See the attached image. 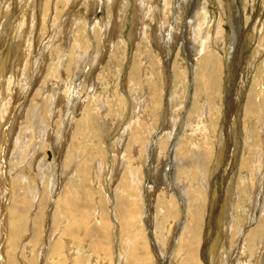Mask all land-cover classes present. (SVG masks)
I'll return each mask as SVG.
<instances>
[{
  "label": "bare ground",
  "instance_id": "6f19581e",
  "mask_svg": "<svg viewBox=\"0 0 264 264\" xmlns=\"http://www.w3.org/2000/svg\"><path fill=\"white\" fill-rule=\"evenodd\" d=\"M59 1L60 0L56 1L57 3L54 2L55 3L54 5H56L54 7V9L56 8V11L53 12L54 15L58 14L59 11H61L60 8H58ZM67 1L68 0L65 1L66 2L64 4L65 7L68 4ZM97 1L99 2V0H97ZM136 1L140 5H143V4L146 5L147 4V2H145L143 0H136ZM188 1L190 2V0H158V1L148 0L147 5H149V6H147L146 8L150 7L151 4H152L151 7L153 6V4H155L154 8H158L159 10H158V13L151 14L149 9H148L149 13H146V16H144V17H146V19H142L143 15H145V13H144L145 11L143 12V9H146V8L143 7L144 5L142 6V8L138 7L141 14L137 15V12H135L136 18H137V16H139V17H141V19H140L139 23H138V21L136 23V18H135V24L136 25L134 24V25H131V27H130L129 32H130L131 40H130V38H129L130 41L128 40L130 44L133 41H135V39L137 38L135 36L134 29H136V27L139 24L141 25V27H143V26L144 27L143 28L137 27L139 29V32L137 33L139 36V39H137L138 43L136 44V47L134 49L135 51H138L137 52L138 55L136 56L137 63L135 62L134 65H131V68L129 67V69H131V71H130V75H128V80H126L127 79L126 78V79H124L125 81H121L120 76H121L122 70L119 67H116V65L112 62H111V64L108 63L105 67H101L100 68L101 72H99L100 74L99 73L97 74V77H96L97 84H99L100 82L102 84V81H107L109 78V81H108L109 83L106 82V86L109 87V90L111 91V95L113 94L115 96V99H116V95H117L116 94L117 90L121 86H123L125 88H126V86L128 88L129 87L132 88V92H130V93H133V94L130 96H132L133 99H132V102L130 101L131 99L128 100L129 106H127V107L130 110V115L128 114L129 115V118H128L129 121L127 122V124L125 125V123L123 122V120L125 121L124 116L126 114L125 113V107L126 106L124 105V103L121 104V102H122L121 98L119 99V103H117L118 100L115 103L120 104L119 109L122 106L124 108H123V111L117 109V110H119L118 113L120 114V116L119 115L118 116L120 119H118L116 116V118L118 120L116 121V119H114L115 123L109 121L110 119L107 120L108 114H106L105 112L104 113L106 115H104L103 117L98 116L99 115L98 111L100 109H101L100 111H102V112L104 111L103 107L105 106V103L103 105V102H102L103 107L100 106L99 107L100 109H98V111L96 112L97 109L94 111L91 107L92 103L90 104L91 105L90 106L89 103H86V99H85L84 100L85 105H83L84 112L82 110V113L79 115L78 118H77V116H78V112H77V116H76L77 120H76L75 125L73 127V131H72V128L70 129L72 131V134L70 135L69 128L67 131L65 130L66 126L62 127V130H64V132L62 130H60L67 138L70 137L72 140H76V142H77L78 137H79V141H81L82 138L84 137V135L86 134V132H85V134L82 133V125L83 124H84L83 128L88 129L87 130L88 133H90L89 132L90 128H92L93 130H98L101 133L102 137L100 135H96L95 133H93L92 135H95L96 138L93 137L94 138L93 139V138H90V136H89L90 139L81 141V142H83L82 145H85V143H87L89 140V142H90V143H88L89 147H90L91 141H94L96 139L98 141L99 139L102 140V138H104L102 140L104 143L106 141L105 139L108 136H110L112 134V132H113V134L118 135V141L120 139H122L124 141V140H126V137H128V139L126 141H129V143L131 145L130 149L125 148V147H124L125 149H123L122 146L120 145L121 142L118 143L119 145L117 144L118 147L117 146L114 147L113 145H111V146L108 145L109 150H114L116 152L117 156L122 151L125 158H126L125 160L127 163L125 167H123V165H122L123 168L121 170H119V173H118V175L120 173L122 175H121V177H119V179H117V180L115 179L116 181L113 184V188L118 191V193L116 195H110V192H108L107 189H102L103 192H104V190L106 192L104 194L102 193V195L100 194L101 197H100V199H98L99 202L97 203L94 201L95 203L88 204L87 201H89L91 195L93 194V192H90V190L95 189L96 187L94 188V186H93L92 180H94V179H93V176L90 174V172H92V171H90L89 169H85V168H88L86 166L84 167L85 163L84 164L80 163L81 166L83 165L84 168H82L81 166H77V167H75L74 170L71 169V168H73L74 165L68 164L69 166H71V167H69V170L68 169L63 170V174H66L65 176L68 177V180L63 179L66 182H64V181L61 182L58 179V181H60V182H57V181H55L54 177L51 178V176L48 175L49 173L47 172V168H49L48 167L49 165L51 166L50 170L51 169L54 170V169H56V167H55V166H57L56 164L54 165L53 162L47 163L48 161L46 162V158L43 156H40V158L36 162L37 157H35L34 155L32 157L30 156L31 154L34 153L36 148H37V151L39 150L38 149V148H40L39 145L42 147L40 149L44 150L43 146H45L46 144L43 145V142L45 141V143H47L46 138H48V137L50 138V135H52L53 133L49 134L47 132L49 134V136L47 137L46 132L43 131V129H45V127L39 126V131L41 130L42 133H41L39 140L37 142L38 145L36 143L35 145L30 146L29 144H31L32 142L31 143L29 142V144H28L29 147L24 146L25 144H27L28 140H27V142H25L27 139L26 137H24L25 132H24V135L22 134L23 135L22 138H25V141H18V144L15 145L13 148L12 154H14V158L16 157L15 160L18 161L19 164H21V166H20L21 168H24V165H25V167H28V169L26 168V170H27L26 173H29V174H24L25 172L24 173H18L17 171H16L17 174L16 173L12 174L9 172L7 173V167L5 168L6 171L4 170L3 174H1L2 172L0 170V179H1V177H3V180L5 181L3 183V185H1V182H0V189H1L0 193L2 194V199L0 201V263H2V264H166L169 261V264H201V262L203 264H208L209 262H213V255L215 254V251L213 249L205 250L206 249L205 248L206 242H208V240H209V237L207 236V234H208L207 231L209 230V227H207V224H208L209 219L205 220V215L208 216V214L210 213V209H209L210 205H208L207 202L209 199H211L208 196V192H207V190H209V189H207V187H208L207 186V179H208L209 175H210V179L213 181H214V179H216L218 177L217 176V168L220 165V161H218V159L220 158L221 153L219 151L217 158L215 157L216 160L214 159V161L211 164L212 147H213L212 144L214 142L213 138H214L215 132L213 134L211 133L208 121H209V123L211 121H217L218 120L217 114H219L220 113L219 111H221L220 109H222V108H220L221 107V101H220V88H219L220 80H222L221 79V74H222L221 72H222L223 62L226 63L225 61H227V62L230 61V60H228V58L230 56L231 51L229 53L225 47H223V49L220 50L219 45H220V43L223 44V40H225V37H223L224 36L223 31H222V28L220 26L221 23L217 22L215 25H214V23H212V25L210 23L212 20H210V16L208 15L207 10L205 8V5L207 4L206 2L209 0H203L200 8H199V6H194L196 8L194 13L190 14V16L186 17L185 12H187L188 10L186 11L187 8L185 6L189 5ZM195 1H197L196 4H198V0H195ZM13 2H12V4H13ZM50 2H52V1L45 0L44 5L46 6L47 9L50 6L49 5ZM105 2H106V0H105ZM109 2L112 4L113 7L119 5V7H118L119 12L125 11L126 2L123 3V0L122 1L109 0ZM186 2H188L187 5H186ZM91 3H88V4H89V6L93 7V2H91ZM88 4H87V6H88ZM1 5H2V3H1ZM8 5L9 4L7 3L6 9L4 11V15L8 11ZM106 5H107V3H106ZM74 6H75L74 0H70V4H68V7L66 10H72L74 8ZM103 6L104 5H102V7ZM28 7L29 6H27V9H28ZM83 7H85V6H83ZM133 7H135V5ZM46 8H45V10H46ZM104 8L106 9L107 7L104 6ZM188 8L190 9L191 7H188ZM42 11H43V9H42ZM119 12H117V13H119ZM53 13H52V15H53ZM161 13H168L170 15V23L167 26L164 25V22L166 23L168 21L163 20V15H161ZM40 14H43V12ZM45 14H46V11H45ZM45 14H44V16H45ZM107 14H108L109 18H107V21H105V22L103 21V23H102L103 24V26H102L103 32L108 31L114 35V32H116L117 28H119V26H120V21H121L122 16L120 14L116 15V12L114 10L110 11V12L107 11ZM220 14H222V9H221ZM27 15H28V13H27ZM76 15L77 14H75V13L74 14L72 13L71 15H70V13L67 14V16L64 19L61 18V24L63 23L64 27L66 26V24H69V26H70V24H72L71 22L74 19L75 20L78 19L79 16L76 17ZM187 15H189V14H187ZM73 16H74V18H73ZM57 17H59V16L57 15ZM57 17L55 19L54 18L52 19L53 25H55V23L57 22L56 21ZM70 18H72V19H70ZM219 18L221 20L222 17H219ZM165 19H167V17ZM82 20H80L81 23H82ZM142 20H143V22H142ZM43 21H44V19H43ZM40 22L42 23V21H40ZM214 22H216V21H214ZM118 23H119V25H117ZM208 23H210V25H208ZM145 25L147 28H145ZM213 25H214V27H213ZM229 25L231 26V24H229ZM27 27H29V26H27ZM32 27L33 26L30 24V28H32ZM100 28H101V26H100ZM260 28H262L261 24H260ZM260 28L258 27V29H260ZM51 29H53V27ZM84 31L85 30H83L82 34L84 33ZM55 32L56 31H54V33ZM57 32H59V31H57ZM62 32H63V30H62ZM62 32H61V35H63ZM142 32H143L144 36L141 35ZM212 32H213V34H212ZM259 32H260V30H259ZM40 33H42V32L40 31ZM106 33H104V34H106ZM55 34H57V33H55ZM67 35L68 34L66 33L65 36H67ZM73 35H74V33H73ZM75 35H77V33ZM91 35H93V34H91ZM227 35H229V34H227ZM107 36H109V35H107ZM40 37H43V36H40ZM258 37H259V33L257 36L258 40L256 39L257 40L256 43L259 42V44H260V42L264 41V39H263L264 35H263V37L262 36H260V38H258ZM31 38H32V36H31ZM23 39H25V37ZM48 39H49V37H48ZM62 39H64V38H62ZM68 39H70V38H68ZM100 39H101V37H100ZM31 41H33V39ZM35 41H38V40H35ZM56 41H58V40H56ZM51 42L53 43V41H51ZM88 42H89V40H88ZM35 43H37V42H35ZM77 43H81V42H77ZM125 43L126 42L123 40V44H125ZM224 43H226V42H224ZM40 44H42V43H40ZM83 45L85 46V43ZM105 45H108V44H105ZM54 46H56V45H54ZM35 47H37L36 44H35ZM81 47H83V46L81 45ZM221 47H222V45H221ZM254 47H256V45ZM44 48H45V45H44ZM44 48H43V50H44ZM54 49H58V47H54ZM97 49H99V48H97ZM34 50H35V48H34ZM43 50H41V51H43ZM222 50H223V54H221ZM252 50H254V49H252ZM24 51H27V50H24ZM55 51L58 52L59 50L58 51L55 50ZM77 51L75 50V52H74V50H72L71 51L72 53L71 52H69V53L76 55ZM114 51H116V50H114ZM52 52H53V48L50 49V53H52ZM257 52H258V50H257ZM41 53L43 54L44 52H41ZM46 53L47 52H45L42 56H44ZM56 54H58V53H56ZM79 54L80 55H77L78 58L73 59V61H72V59L71 60L69 59V61L67 63L64 62L65 65L62 67V71L57 70L60 66L56 69L58 72V73L54 72L55 74H57L56 79L53 77L55 79V84L57 85L56 87L53 85H47L46 83H45L46 86L44 87L40 84L42 87L45 88V89L41 90L42 92H46V91L50 92L49 98H47V103L49 101H51V102H53V104L49 103L50 106L48 107L49 109L47 110L48 111L47 113L48 114L51 113V115H52L51 118L60 117L58 115L63 113V109H61L60 112H57V113H56L55 109L53 111V105H55V103H58V101L61 100V98H59L61 95L60 96L57 95L60 92V91L57 92V90H59L60 84L67 85L68 82H70V84H68L69 89L67 91L65 90V92L68 94L67 97L65 98L66 105L71 104V108L69 107L70 112H72V113L75 112L77 110V106L79 108H81V103L83 102V100H80V99H82L80 95L82 94V92L86 88V86H88L85 84H88L90 82L84 83V80H85L84 75L80 74V73H82V72L86 73V71H88V69H86L85 66L82 68L80 67L81 72H74V73H72L73 75L71 74L72 75L71 78H68L66 76L65 81H62V80H60V82L58 81L59 78L62 77L63 73L70 74L69 72H71L73 70V68L74 69L76 68L75 67L76 64H80L81 59H82V61L85 59V57L82 56V49H81V51H79ZM227 55H228V57H227ZM45 56H46V58H48L47 55H45ZM54 56L56 57V55L53 54V57ZM79 56H82V57H79ZM86 56H88V54ZM157 56H158V58H157ZM254 56L255 55L252 54V56L250 57L251 58L250 63H247V66H248V64L250 65V64H252V62H254V60H255ZM20 57L22 58V56H20ZM40 57H41V55H40ZM40 57H38V58L40 59ZM46 58L45 59L43 58V61H45ZM94 58H97V57L95 56ZM226 58H227V60H226ZM27 59L30 61L29 58H27ZM65 59H64V61H65ZM112 59L114 60V58H112ZM133 60H134V58H133ZM27 61L24 63H28ZM35 61H36V59H35ZM53 61H57V60H53ZM262 61H264V59ZM47 62H46V64H47ZM84 62H85V60H84ZM88 62H89V60H88ZM170 62L172 63L171 70L173 71V72L171 71V73L169 70L170 69V65H169ZM32 63H33V61H32ZM37 64L39 65V63H37ZM37 64H36V66H37ZM40 64H41V62H40ZM131 64H133V63H131ZM41 65L43 66V62ZM50 65L56 66L55 62H52V61H51ZM99 65H101V64H99ZM10 66H11V64H10ZM34 66L35 65H32V68ZM25 67H26V65H25ZM44 67H45V64H44ZM26 68H25V70H26ZM35 68H37V67H35ZM0 69H1V66H0ZM13 69H15V68H13ZM43 69H42V71L45 73L46 70L44 71ZM52 69H50V71ZM257 69H258V67H256V71H257ZM25 70H23L22 72H25ZM36 70H39V69H36ZM104 70H106L105 71L106 76H104V74H103ZM246 70H247V68H246ZM35 71H34V75H36ZM40 71H41V67H40ZM97 71H99V70H97ZM179 72H181V74H179V75H181L180 79L182 78L181 81L182 82L185 81V82H183L184 84L180 85V87H178L177 89L175 88L176 90L175 89L172 90V88L168 89L167 78L170 77V75L172 77H174V75L176 76L177 73H179ZM5 73H6V71H5ZM38 73H37V75H38ZM128 73H129V71H128ZM262 73H261V75L260 74L253 75L254 77H252V79H255L257 77V82L250 83V85L247 87L246 100H245V103L243 102L244 106H243V114H242V119H243L242 120V128H243L245 146L243 149V154L241 152V154L243 156V161H242V165H241V169H240V173H242L241 174L242 177L240 179V176H239L238 179H240L241 183H243L242 188H245L244 193L247 195L246 196L247 200H246V202L243 200L244 201L243 203H245V204H243L244 206H243V208H241L242 210H244V216H242L243 219L240 217L242 219V221H241L238 218H236L237 216L234 215V212L231 211V215H229L228 218H225L226 221L227 222L229 221V223H230L231 217L234 216L231 221L233 223V227H235V236H232L229 240V243H228L229 248L230 247L232 248V253H229V250L228 251L226 250L227 248L225 249L224 243L223 244L220 243L221 247L217 253L216 260H214V261H216V264H260L262 261L261 258L259 259L260 252L263 250V246H264V219H263L264 218V183H263L264 182V73H263V75H262ZM22 74H24V73H22ZM40 74H42V72ZM55 74H52V75H55ZM110 74H112V75L110 76ZM30 75H33V74H30ZM48 75H46V76H48ZM2 76H3L2 72L0 71V90L2 87V82H1V80H3V79H1ZM9 77H7L8 83H6V84H9V82H14V84L18 85V82L21 84L22 80H23L24 84H26L25 82L27 81V79L25 80V78H27V77H25V78L22 77L21 81L18 79L15 80L14 79L15 77L13 78V80H15V81H10V80H12V77H10V78ZM63 77H65V76H63ZM90 78H91V76H90ZM39 79H41V80H39L38 82L42 81V79H43L42 75H41V78L39 77ZM35 80H37V79H35ZM46 80L48 81L47 77H46ZM32 81H33V79H32ZM85 81H87V79ZM127 81H128V84H127ZM172 81H173V79H172ZM231 81L232 80H229L228 82L230 83ZM254 81L255 80H252V82H254ZM43 84H44V82H43ZM174 84H175L174 86L177 87L179 83L177 84L176 82H174ZM40 85H38V86L41 89ZM102 85L105 86L104 84H102ZM33 86L35 87L36 85H33ZM92 86H94V85H92ZM141 86L143 87V89H145L144 86H147V87L149 86L148 87L149 89L148 90L146 89L147 91L145 90L146 94H144L143 90L141 89ZM168 86H169V84H168ZM242 87H241V89H242ZM130 88H129V90H130ZM40 89L36 88V90H38V91H40ZM97 89L98 88H96V86H95V88H93V87L90 88L89 91L93 92V95H95V97H96L97 96L96 95ZM103 89H105V88L103 87ZM9 90H10V87L9 88L7 87L5 90H3V88H2L3 92L1 91V93H0V95L2 94V96L0 98L2 108L7 107L8 103L11 100L8 98L10 95V93L8 95ZM38 91H37V95H38ZM41 91H40V93H42ZM79 91H82L80 95L78 94ZM98 91L100 92L99 89H98ZM105 92H106V90H105ZM26 93H27V91H26ZM47 94H49V93H47ZM27 95H30V94L28 93ZM31 95H32V93H31ZM12 96H14V95H12ZM17 96H19V95H17ZM89 96L90 95H88V97ZM14 97H12V99ZM31 97H33V98L37 97L38 99H40L41 97H43V95L39 94L40 98L36 95L31 96ZM44 97H46V96L44 95ZM62 97H63V95H62ZM97 97H99V96H97ZM215 98L217 99V101H215ZM224 99H225L226 104H228L232 98L230 99L228 97V99H226V98H224ZM30 100L32 102L34 101L33 99H30ZM96 100H98V99H96ZM45 101H46V99H45ZM114 101H113V103H114ZM27 102H30V101H27ZM22 103H23V101H22ZM94 103L95 102H93V104ZM96 103H98V102H96ZM99 103H100V101H99ZM125 103H126V100H125ZM32 104H34V103H32ZM32 104H30V105H32ZM58 104H60V103H58ZM22 106H23V104H22ZM27 106H28V103H27ZM35 106L36 105L34 104V107ZM40 106H42V105H40ZM18 107H16V108H18ZM43 107H45V106H43ZM110 107L111 106H109V108ZM32 108L28 107V110H27V108H24V109L27 110V111H25L26 115L31 116L32 120L30 119L31 120L30 123L34 124V123L38 122L36 120L37 118H39L38 112L41 113L43 111H41V109H38V111L35 115V118H33V114H35V113H33L34 112L33 110L31 111ZM59 108H60V106H59ZM59 108H57V109L59 110ZM85 108H87L88 110ZM96 108H97V106H96ZM187 108L188 109L190 108V109L187 111V114L185 115L186 118H185V116H183L184 114L182 115V110L185 111V109H187ZM35 109H37V108H35ZM4 110L5 109L3 108L1 110L2 112L0 111V132L2 131V126L5 125L4 124ZM20 110H21V106H20ZM114 110H115V108H114ZM92 111H94L95 113H91ZM106 111H108V110H106ZM210 113H211V116H213V120H208ZM5 114H6V112H5ZM20 114H22V112H20ZM17 115H18V113H17ZM40 116H42V113L40 114ZM122 116H123V120L121 119ZM162 116H164V120L166 121V123L162 122V126L160 129V122H161ZM28 118L29 117L25 118L24 120H26V119L28 120ZM40 118H39V123H41L40 120H42ZM70 118L71 117H69V120H70ZM48 119H49V115H48ZM6 120H7V117H6ZM58 120H59V118H58ZM167 120H168V124H167ZM16 121H18V120H16ZM52 121L56 122L55 118ZM71 122H72V120H71ZM27 123H28V121H27ZM123 123L125 125L124 127L122 126ZM21 124L22 123H20V125ZM67 124H68V122H67ZM69 124L72 126V123H69ZM23 125L24 124H22L21 126H23ZM27 126L28 127H26V129L31 128L34 131V129L32 128V127H34V125L32 127L30 126V124ZM37 126H38V123L36 124V127ZM59 126H60V124H59ZM18 127H19V129L21 128L20 126H18ZM3 128H5V127H3ZM47 128L48 127H46V129ZM56 128H58V127H56ZM214 129H216V128H214ZM16 130H17V128H16ZM115 130H121V132L119 131L120 133L118 134V133L114 132ZM4 131H5V129H4ZM52 131H54V130H52ZM13 133H12V136H13ZM29 133H31V132H29ZM220 133L221 132H219V134ZM56 135H57V133H56ZM64 135H63V137H64ZM117 135H116V138H117ZM25 136H27V134ZM85 136L87 137V135H85ZM15 137H13V138H15ZM17 137H19V134ZM52 137H55V135ZM56 137H55V139H57L59 136L57 138ZM3 139H4V137H3ZM19 139H21V137H19ZM31 139L34 140L35 137L34 138L32 137ZM22 140H24V139H22ZM40 140H41V142H40ZM101 140H100V142H101ZM237 140L239 141V138H237ZM0 141H1V139H0ZM34 141L36 142V140H34ZM66 141H67V139H66ZM13 142L14 141H12L11 143L13 144ZM221 142L223 143V141H219V145H218L219 150H221V147H222ZM232 143L230 145H232ZM10 144H8V145H10ZM98 144L99 143H97L96 145L99 146V149L93 144L97 149V151H95L96 152L95 156H97L98 159L93 157V156L92 157L89 156L88 158H90V157L93 159L95 158L94 162L92 163L93 165L92 164L89 165V168H90V166H94L95 180L97 177L96 176V174H97L96 169L98 168L97 169L99 171L98 176H100L101 182H96V184H98L96 191L100 192L101 191L100 185L101 184L104 185L103 182L105 181V179H104V181L102 182V176L104 175V169H106L105 167H103V163L105 160V156H107V155L103 154L104 151L106 153V149L104 150L103 146H100ZM236 144H238V142ZM49 146H50V144H49ZM66 146H68V145H66ZM241 146H243V144ZM71 147L73 149V146H71ZM95 147H94V149H95ZM234 147H236V146H234ZM27 148H28V150H27ZM84 148L88 149L87 147H84ZM63 149H62V151H63ZM75 149H77V147ZM92 149L90 148V150H92ZM94 149H93V151H94ZM238 150H239V148H238ZM67 151L69 152L70 150H67ZM81 152H83V151H81ZM90 152L88 151L89 155H90ZM112 152L113 151H111V153ZM21 153H22V156H23V154L26 155L25 156L26 159L28 157L30 159V157H31L30 162L25 160L26 163L24 164V161H23L24 159H22V157H21L22 160L20 159ZM39 153H41V152H39ZM39 153H37V154H39ZM65 153H64V155H65ZM108 153L109 152L107 150V154ZM54 154H56V153H54ZM113 154H111V155H113ZM8 155L10 156V154H8ZM43 155H44V153H43ZM70 155L74 156L71 153H70ZM93 155H94V153H93ZM236 155H237V153H236ZM78 156H80V155H78ZM124 156H123V158H124ZM38 157H39V155H38ZM11 158H13V157H11ZM63 158H65V157H63ZM67 158H69V157L67 156ZM73 158L75 159V156ZM76 158H77V156H76ZM111 159H112V157H111ZM113 159L115 160V157H113ZM82 160L80 159L77 161H82ZM114 160H113V163L111 162L112 163L111 167L113 168L112 171H115L117 165L120 166L119 165L120 162L116 161V164H114ZM0 162H1V160H0ZM15 163H16V165H18L17 162L14 161V165H15ZM123 164H125V163L123 162ZM246 164H248V165L245 166ZM104 166H105V164H104ZM107 166H108V164H107ZM165 166H166L167 170H165ZM0 167H1V163H0ZM10 167H12V166H10ZM120 168H121V166H120ZM242 168H243V170H242ZM14 169H12V171ZM16 170H18V169H16ZM52 170L49 172H50V174L55 176L56 174L54 175ZM156 170H158L157 173H154V171H156ZM8 171H10V170H8ZM20 172H21V170H20ZM57 172L58 171H56V173ZM161 172L163 173L162 179L161 180L157 179V182L154 179L155 180L154 181L152 178L153 177H156V178L159 177L160 178ZM63 174H62V176H63ZM29 175L30 176L34 175V176L30 177ZM47 175L49 176V178H47L48 177ZM108 175L110 177L111 174H108ZM60 177H61V175H60ZM75 177L77 179H80V181H84L82 179L85 178V180L87 181L86 183L88 185H86V187H82V186L80 187V185H79L80 181L78 184H77V182H75V180H74V182H71V180ZM106 177H107V175H106ZM188 177H191L192 180L189 179ZM29 179H30V181H29ZM209 182H211V181L209 180ZM160 184H162V185H160ZM236 185H238V187H239V184H236ZM111 186L109 185V188ZM42 188H43V190H42ZM258 190H259V193H258ZM206 192H207V194H206ZM236 192H237L236 190L233 191L232 195H234V193H236ZM241 193H243L241 190L238 191L236 194V197H240ZM258 194L261 195L260 196V206H259V208L257 207L258 211L256 213L255 210L253 211V208H254L253 205L255 203V199L258 198ZM95 195H97V193ZM98 196H99V194H98ZM5 197H8L7 203L2 202L3 200L4 201L6 200ZM31 197L33 199H31ZM233 197L234 196H232V202H231L232 204H233ZM93 198H95V196ZM92 200H90V201H92ZM238 200H240V199L238 198L236 201H238ZM210 203H211V200H210ZM212 203H211V208H212ZM238 203H239V201H238ZM45 205H47L46 206L47 207L46 214L44 211ZM213 206H214V204H213ZM236 206H237V204H236ZM237 207H239V205ZM240 207H241V204H240ZM235 212H236V209H235ZM240 213H242V212H240ZM204 223H206V225H205L206 226L205 227L206 228L205 229L206 238H204L205 243H202L200 245L199 240H201V237H202L201 233H202V230L204 228ZM232 223H230L228 225L226 224V226L228 228V234H229V229H230ZM171 231H172V233H171ZM225 233L226 232H224V234ZM202 234H204V232ZM228 234H226L227 237H228ZM53 235L54 236L57 235L55 240H53V237H52ZM244 239H245V241H244ZM204 241H201V242H204ZM166 243H169V245H168L169 249L172 250L173 248L175 249V247H176V251H177V253L174 256H170L168 260L166 257V251L163 248V244H166ZM212 243H213V241H212ZM209 247L212 248L213 246L210 244ZM234 250H236V253H233ZM238 250H240L239 251L240 256H238V254H237ZM207 252L209 253L210 257L208 256ZM198 253H201L202 255H206V258H204L202 256L204 259V262L203 261L199 262L201 259L198 260L199 259ZM199 256H200V254H199ZM229 256H230V258H229ZM208 258H209V261H207Z\"/></svg>",
  "mask_w": 264,
  "mask_h": 264
},
{
  "label": "rangeland",
  "instance_id": "374dc122",
  "mask_svg": "<svg viewBox=\"0 0 264 264\" xmlns=\"http://www.w3.org/2000/svg\"><path fill=\"white\" fill-rule=\"evenodd\" d=\"M4 1V2H3ZM14 1V2H13ZM0 0V66H1V69H0V71L2 72V78L1 79H3V80H1V82H2V87H1V90H0V93H1V91H2V88H3V90H5L7 87L9 88L10 87V90L8 91V95H9V93H10V95H9V99H11L10 100V102L8 103V106L7 107H3L5 110H4V126H2V131L0 132V139H1V141H0V160H1V167H0V170H1V174H3V172H4V170L6 171V167H7V173L9 172V173H16V171L18 172V173H24V174H29V173H26L27 172V170H26V168L28 169V167H25V165H24V168H21L20 166H21V164H19V162L18 161H16L15 159H16V157L14 158V154H12V152H13V148H14V146L15 145H17L18 144V141H25V138H22L23 137V135H24V132H25V135L27 134V136H25L24 135V137H26L27 139H26V141L25 142H27V140H28V142H27V144H25L24 146L25 147H29V145L31 146H33V145H35L37 142H38V140H39V137H40V135H41V130L39 131V126H44L45 127V129H43V131H45L46 132V136L48 137L49 136V134H52V135H50V138L48 137V138H46V142L47 143H45V141L43 142V145H45V146H43V148H44V150H42V149H40V148H42L40 145H39V147L40 148H38L39 150L37 151V148H36V150L34 151V153L33 154H31L30 156L32 157L33 155L35 156V157H37L36 159V162L38 161V159L40 158V156H43V157H45L46 158V162L47 163H52L53 162V164L55 165H59L58 167L57 166H55L56 167V169H54V170H52V172H53V174L55 175V176H53L52 174H50V172L49 171H51L50 170V168H51V166L49 165L48 167L49 168H47V172L49 173L48 175H50L51 176V178H53L54 177V179H55V181H57V182H62V181H64V182H66L65 180H68V177H66L65 175L66 174H63V170H65V169H68L69 170V167H71V166H69L68 164H70V165H74L73 166V168H71L72 170H74L75 169V167H77V166H81V164H84V167L86 166V167H88V168H85V169H89L90 171H92V172H90V174L93 176V179L95 180V175H94V166H90V168L92 169H90L89 168V165H91L93 162H94V160H95V158H97V156H95L96 155V152L95 151H97V149H96V147L99 149V146H97L96 144L97 143H99L98 145H100V146H103V148H104V150L106 149V153H105V151L103 152V154H105V155H107V156H105V160H104V163H103V167H105L106 169H104V175L102 176V182L104 181V179H105V183L103 182V184L104 185H100L101 187V191L100 192H98V191H96V188H97V185L98 184H96V182H101L100 180H101V178H100V176H98V174H99V171L96 169V171H97V174H96V180L94 181V180H92V182H93V186H94V188L95 189H92V190H90V192H93V194L91 195V197H90V199H89V201H87V203L88 204H93V203H95V202H99V200L98 199H100V197H101V195H102V193L104 194L106 191L104 190V192L102 191V189H107L108 190V192H110V195H116L117 193H118V191L117 190H115L114 188H113V184H114V182L117 180V179H119V177H121V173L118 175V173H119V170H121L123 167H125L126 166V158H125V156H124V154H123V152L121 151L119 154H118V156H117V154H116V152L114 151V150H109V146H111V145H113L114 147L115 146H117L118 147V143L119 142H121L120 143V145L122 146V148L123 149H125V148H128V149H130V147H131V145H130V143H129V141H126L127 139H128V137H126V140H122V139H120L119 141H118V135L117 134H113V132H112V134L110 135V136H108L104 141V143H103V139L104 138H102V140L101 139H99L98 141H97V139L96 140H94V141H91V144H90V147L88 146L89 144L88 143H90L89 142V140H88V142L87 143H85V145H82L83 144V142H81L82 140L84 141V140H87V139H90V138H96V136L95 135H92L93 133H95L96 135H100L101 136V133L98 131V130H93L92 128H90L89 129V132L90 133H88V129H85V128H83L84 127V124L82 125V133L83 134H85V132H86V134L85 135H87V137L84 135V139L82 138V140L81 141H79V137H78V139H77V142H76V140H72L70 137H66L60 130H62V127H64V126H66V131L68 130V128H69V133H70V135L72 134V131H73V127H74V125H75V122H76V120H77V118L79 117V115L82 113V110H83V112H84V107H83V105H85L84 103H85V99H86V103H89V105L92 103V109L95 111L96 109V112L98 111V109H100L99 107L100 106H102V102H103V105H104V103H105V106L103 107L104 108V111L102 112V111H98V116H104V115H106V114H108V117H107V120H109V121H111V122H113V123H115V120L114 119H116V121L118 120V119H120L119 118V116H120V114L118 113V111L119 110H121V111H123V106L119 109V106H120V104H116L115 102L117 101V103H119V99L121 98V104H123L124 103V105L126 106L125 107V116H124V118H125V121L123 120V116L121 117V119L123 120V122L125 123V125L127 124V122L129 121V115H130V110L128 109V107L127 106H129V103H128V100H130L131 102H132V96H130V95H132L133 93H130V92H132V88H130V90H129V88L126 86V88L125 87H123V86H121L120 88H118V90H117V95H116V99H115V96L112 94L111 95V91L109 90V87H107L106 86V82L107 83H109L108 81H109V78H108V80L107 81H102V84H104L105 86H103L102 84H101V82L99 83V84H97V79H96V77H97V74L99 73V72H101V67H105L108 63H110L111 64V62L112 63H114L115 65H116V67H119L121 70H122V73H121V76H120V79H121V81H125L124 79H126V80H128V75H130V71H131V69H129V67L131 68V65H134L135 64V62L137 63V61H136V56L138 55V51H135L134 49H135V47H136V44L138 43V40L137 39H139V36H138V32H139V27H141V25L139 24L137 27H136V29H134V33H135V36L137 37L136 39H135V41H133L131 44L129 43V41L131 40V36H130V32H129V30H130V27H131V25H134L135 24V18H136V13L135 12H137V15H140L141 14V12H140V10H139V8L138 7H141L142 8V6L143 7H147V6H149V5H147L148 4V0H143V1H145V2H147V4L145 5V4H143V5H140V4H138V2L136 1V0H123V3H125L126 2V7H125V11L123 12H119V10H118V7H119V5H117V6H112V4L109 2V0H106V2H105V0H99V2L97 1V0H74V3H75V6H74V8L72 9V10H66L67 9V7H68V4H70V0H68L67 2H68V4H67V6L65 7L64 6V4L66 3L65 1L66 0H60L59 1V5H58V8H60V10L61 11H59V13L58 14H56V15H54V13L53 12H55L56 11V8L54 9V7L56 6V5H54L55 3H57L56 1H58V0H50V1H52V2H50V6L48 7V9L46 8V6L44 5L45 4V0ZM119 1H122V0H119ZM156 1H158V0H156ZM193 3H192V2ZM12 2H13V4H12ZM36 2V3H35ZM55 2V3H54ZM91 2H93V7H91V6H89V4L88 3H91ZM103 4H102V3ZM144 2V3H145ZM189 2V1H188ZM188 2H186V5H187V3ZM202 2H203V0H198V4H196L197 3V1H195V0H190V2L188 3L189 5H187V6H185L186 8V11L187 12H185V16L187 17V16H190V14H193L194 13V11H195V7L194 6H199V8L201 7V5H202ZM244 2V3H243ZM1 3H2V5H1ZM9 4L8 5V11L5 13V15H4V11H5V9H6V4ZM43 3V4H42ZM106 3H107V5H106ZM134 3V4H133ZM153 3V2H152ZM207 4L205 5V8H206V10H207V13H208V15L210 16V20H212L210 23H211V25H212V23H214V25L218 22V23H221L220 24V26H221V28H222V31H223V37H225V40H223V44L222 43H220V45H219V47H220V50L221 49H223V47H225L226 49H227V51L230 53V51H231V53H230V56H229V58H228V60H230V61H225L226 63H224L223 62V66H222V74H221V79L222 80H220V86H219V88H220V101H221V107L220 108H222V109H220L221 111H219L220 113L219 114H217V116H218V120L217 121H211L210 123H209V121H208V124H209V127H210V130H211V133L213 134L214 132V142H213V144H212V159H211V164H212V162L214 161V159L216 160V158H217V155L219 154V151H220V153H221V155H220V158L218 159V161H220V165H219V167L217 168V178L216 179H214V181L213 180H211L210 179V175L208 176V179L212 182H209V180L207 179V189H209V190H207V192H208V196L211 198V199H209L208 200V205H210L209 206V209H210V213L208 214V216H206L205 215V220H207V219H209V221H208V224H207V227H209V230L207 231V236L209 237V240H208V242H206V245H205V250H208V249H213L214 251H215V254L213 255V262H209L208 264H216V261H214V260H216V258H217V253H218V251H219V249H220V247H221V245H220V243L221 244H223L224 243V246H225V249L228 251L229 250V253H232V248L230 247L229 248V240H230V238L232 237V236H235V227H233V223H232V219H233V217L234 216H232L231 217V220H230V223H232V225H231V227H230V229H229V234H228V228H227V226H226V224L228 225V224H230L229 223V221L227 222L226 221V219L225 218H228L229 217V215H231V211L232 212H234V215H236L235 217L236 218H238L239 220H241L242 221V219H243V217L242 216H244V210H242L241 208H243V204H245V203H243L244 201L246 202V200H247V195L244 193V191H245V188H242L243 187V183H241V177H242V173H240V169H241V165H242V161H243V156H242V154H243V149H244V146H245V144H244V134H243V128H242V114H243V102L245 103V100H246V90H247V87L250 85V83H255V82H257V77L255 78V79H252V77H254L253 75H256V74H260L261 75V73L264 71L263 69V67H264V61H262L263 59H264V41L263 42H260V44H259V42H257L256 43V41L258 40L257 39V36H258V33H259V37L258 38H260V36H262L263 37V35H264V0H209V1H207L206 2ZM37 4V5H36ZM87 4H88V6H87ZM92 4V3H91ZM110 4V5H109ZM191 4V5H190ZM217 4V5H216ZM224 4V5H223ZM226 4V5H225ZM43 5V6H42ZM85 6V7H83V6ZM102 5H104L105 7H107L106 9L104 8V6L102 7ZM135 5V7H133V6ZM140 5V6H139ZM152 5V4H151ZM151 5H150V7H151ZM154 5L155 4H153V6L150 8V7H148V8H146V9H143V12L145 13V15H143V18L142 19H146V17H144V16H146V13H149V11H150V13L151 14H153V13H158V8H154ZM27 6H29L28 7V9H27ZM38 6V7H37ZM42 6V7H41ZM64 6V7H63ZM110 8H109V7ZM137 6V7H136ZM53 7V8H52ZM82 7V8H81ZM133 7V8H132ZM188 7H191L190 9L188 8ZM226 7V8H225ZM3 8V9H2ZM35 8V9H34ZM45 8H46V10H45ZM42 9H43V11H42ZM111 9V10H110ZM148 9H149V11H148ZM218 9V10H217ZM221 9H222V14H220L221 13ZM243 9V10H242ZM24 10V11H23ZM53 10V11H52ZM115 11L116 12V15H118V14H120L121 16H122V18H121V21H120V26H119V28H117V30H116V32H114V35L112 34V33H110V32H108V31H104L103 32V21L105 22V21H107V18H109V16H108V14H107V11L108 12H110V11ZM118 10V11H117ZM153 12H152V11ZM45 11H46V14H45ZM88 11V12H87ZM190 11V12H189ZM192 11V12H191ZM226 11V12H225ZM230 11V12H229ZM37 12V13H36ZM43 12V14H40V13H42ZM117 12H119V13H117ZM3 13V14H2ZM27 13H28V15H27ZM51 13V14H50ZM52 13H53V15H52ZM70 13V15L73 13H75V14H77L76 15V17L77 16H79L78 17V19L77 20H73L71 23L72 24H70V26H69V24H66V28L63 26V23L61 24V18L62 19H64L66 16H67V14H69ZM80 13V14H79ZM124 13V14H123ZM221 15H219V14ZM44 14H45V16H44ZM60 14V15H59ZM187 14H189V15H187ZM27 15V16H26ZM57 15L59 16V17H57ZM161 15H163V20H166V21H168V22H164L163 20V22H164V25H168L169 23H170V15L168 14V13H161ZM165 15V16H164ZM167 15V16H166ZM33 16V17H32ZM218 16V17H217ZM41 17V18H40ZM57 17V22L55 23V25H53L52 23V19L54 18H56ZM72 17V16H71ZM167 17V19H165ZM219 17H222L221 18V20H220V18ZM232 17V18H231ZM33 18V19H32ZM73 18H74V16H73ZM30 19V20H29ZM42 19V20H41ZM43 19H44V21H43ZM70 19H72V18H70ZM83 19V20H82ZM140 19H141V17H139V16H137V18H136V23H137V21H138V23L140 22ZM217 19V20H216ZM219 19V20H218ZM25 20V21H24ZM34 20V21H33ZM38 20V21H37ZM80 20H82V23H81V21ZM229 20V21H228ZM40 21H42V23L40 22ZM50 21V22H49ZM79 21V22H78ZM161 21V22H162ZM214 21H216V22H214ZM224 21V22H223ZM259 21V22H258ZM20 22V23H19ZM30 22V23H29ZM142 22H143V20H142ZM48 23V24H47ZM74 23V24H73ZM84 23V24H83ZM210 23H208V25H210ZM30 24L33 26L32 28H30ZM37 26H36V25ZM78 24V25H77ZM83 24V25H82ZM229 24H231V26L229 25ZM260 24H261V27L262 28H260ZM2 25V26H1ZM40 25V26H39ZM51 25V26H50ZM61 25V26H60ZM117 25H119V23L117 24ZM136 25V24H135ZM214 25H213V27H214ZM255 25V26H254ZM27 26H29V27H27ZM36 26V27H35ZM76 26V27H75ZM96 28H95V27ZM100 26H101V28H100ZM53 27V29H51V28ZM61 27V28H60ZM68 27V28H67ZM78 27V28H77ZM93 27V28H92ZM135 27V26H134ZM144 27V26H143ZM143 27H141V28H143ZM258 27L260 28V29H258ZM81 28V29H80ZM98 28V29H97ZM145 28H147L146 27V25H145ZM50 29V30H49ZM97 29V30H96ZM62 30H63V32H62ZM83 30H85L84 31V33L82 34V32H83ZM92 30V31H91ZM138 30V31H137ZM259 30H260V32H259ZM40 31L42 32V33H40ZM54 31H56L55 33H57V34H55L54 33ZM57 31H59V32H57ZM68 34L67 36H65L66 35V33ZM121 31V32H120ZM136 31V32H135ZM263 31V32H262ZM39 32V33H38ZM61 32H62V34L63 35H61ZM70 32V33H69ZM86 32V33H85ZM99 32V33H98ZM107 32V33H106ZM35 33V34H34ZM44 33V34H43ZM53 33V34H52ZM73 33H74V35L77 33V35H73ZM80 33V34H79ZM98 33V34H97ZM104 33H106V34H104ZM121 33V34H120ZM234 33V34H233ZM28 34V35H27ZM55 34V35H54ZM91 34H93V35H91ZM100 34V35H99ZM212 34H213V32H212ZM227 34H229V35H227ZM256 34V35H255ZM263 34V35H262ZM49 37V39H48V37ZM79 35V36H78ZM107 35H109V36H107ZM141 35H143L144 36V34H143V32H142V34ZM31 36H32V38H31ZM40 36H43V37H40ZM51 36V37H50ZM66 38H65V37ZM91 36V37H90ZM25 37V39H23ZM64 38V39H62V38ZM73 37V38H72ZM78 37V38H77ZM81 37V38H80ZM83 37V38H82ZM100 37H101V39H100ZM30 38V39H29ZM41 38V39H40ZM60 38V39H59ZM68 38H70V39H68ZM76 38V39H75ZM129 38H130V40H129ZM33 39V41H31ZM80 39V40H79ZM242 39V40H241ZM257 39V40H256ZM263 39H264V37H263ZM35 40H38V41H35ZM41 40V41H40ZM43 40V41H42ZM56 40H58V41H56ZM66 40V41H65ZM69 40V41H68ZM85 40V41H84ZM88 40H89V42H88ZM123 40L126 42L125 44H123ZM129 40V41H128ZM23 41V42H22ZM28 41V42H27ZM37 42V43H35V42ZM51 41H53V43L51 42ZM71 41V42H70ZM84 41V42H83ZM96 41V42H95ZM254 41V42H253ZM55 42V43H54ZM69 42V43H68ZM77 42H81V43H77ZM83 42V43H82ZM88 42V43H87ZM224 42H226V43H224ZM40 43H42V44H40ZM50 43V44H49ZM85 43V46L83 45ZM100 43V44H99ZM229 43V44H228ZM244 43V44H243ZM35 44L37 45V47H35ZM47 44V45H46ZM65 44V45H64ZM70 44V45H69ZM80 44V45H79ZM105 44H108V45H105ZM234 44V45H233ZM44 45H45V48H44ZM50 45V46H49ZM52 45V46H51ZM54 45H56V46H54ZM81 45L83 46V47H81ZM221 45H222V47H221ZM256 45V47H254ZM258 45V46H257ZM25 46V47H24ZM48 46V47H47ZM67 46V47H66ZM75 46V47H74ZM89 46V47H88ZM98 46V47H97ZM117 46V47H116ZM228 46V47H227ZM50 47V48H49ZM54 47H58V49H54ZM63 47V48H62ZM73 47V48H72ZM81 47V48H80ZM91 47V48H90ZM34 48H35V50H34ZM41 48V49H40ZM43 48H44V50H43ZM51 48H53V52L52 53H50V49ZM72 48V49H71ZM95 48V49H94ZM97 48H99V49H97ZM232 48V49H231ZM49 49V50H48ZM67 49V50H66ZM80 49V50H79ZM81 49H82V56L83 57H85V62H84V60L82 61V59H81V63L80 64H76V68L74 69L73 68V72L71 71V72H69L70 74H65V73H63L62 74V77L61 78H59V82H60V80H62V81H65V78H66V76L68 77V78H71L72 77V73H74V72H81V69H80V67L82 68V67H86V69H88V71H86V73L85 72H82V73H80V74H83L84 75V78H85V80L87 79V81H85L84 80V83H88V82H90V83H88V84H85V85H88V86H86V88L83 90V92L82 91H79V95L81 94V92H82V94L80 95L81 96V98L82 99H80V100H83V102L81 103V108H79L78 106H77V110L75 111V112H70V108H71V104H67L66 105V100H65V98L67 97V93L65 92V90L67 91L69 88H68V84H70V82H68V84L67 85H64V84H60L59 85V90H57V92H59L57 95H61L59 98H61V100L60 101H58V103H60V104H58V103H55V105H53V111H54V109L56 110V113L57 112H60V110L61 109H63V113H61L60 115H58V116H60V117H53V118H51V113H47L48 111V107L50 106V104H53V102H51V101H49L48 103H47V98H49V95H50V92L49 91H46V92H42L41 90L42 89H45L44 87L46 86L45 85V83L47 84V85H53V86H57L56 84H55V79H56V75L57 74H55L56 72H57V70L58 71H62V67L65 65V63H67L68 61H69V59L71 60L72 59V61H73V59H75V58H78V56L77 55H80L79 54V51H81ZM90 49V50H89ZM252 49H254V50H252ZM24 50H27V51H24ZM29 50V51H28ZM33 50V51H32ZM39 50V51H38ZM41 50H43V51H41ZM55 50H59L58 52H56ZM72 50H74V52H75V50L77 51L76 52V55H73V54H71L72 52ZM114 50H116V51H114ZM257 50H258V52H257ZM49 51V52H48ZM103 51V52H102ZM134 51V52H133ZM255 51V52H254ZM39 52V53H38ZM41 52H47L45 55H47V57L48 58H46V56L44 55V56H42L43 54L41 53ZM69 52H71V53H69ZM100 52V53H99ZM136 52V53H135ZM21 55H20V54ZM56 53H58V54H56ZM60 53V54H59ZM69 53V54H68ZM90 53V54H89ZM105 53V54H104ZM123 53V54H122ZM255 53V54H254ZM41 55V57H40V55ZM51 54V55H50ZM53 54L54 55H56V57L54 56L53 57ZM71 54V55H70ZM88 54V56H86ZM221 54H223V50L221 51ZM237 54V55H236ZM252 54L253 55H255L254 57H255V60H254V62H252V64H248V66H247V63H250V57L252 56ZM66 55V56H65ZM115 55V56H114ZM229 55V54H228ZM228 55H227V57H228ZM258 57H257V56ZM20 56H22V58L20 57ZM25 56V57H24ZM29 56V57H28ZM34 56V57H33ZM50 56V57H49ZM54 58H52V57ZM82 56H79V57H82ZM97 57V58H94V57ZM122 56V57H121ZM10 57V58H9ZM37 57V58H36ZM38 57H40V59L38 58ZM70 57V58H69ZM226 57V56H225ZM27 58H29L30 59V61L27 59ZM43 58L45 59L46 58V60L48 61H43ZM56 58V59H55ZM59 58V59H58ZM63 58V59H62ZM66 58V59H65ZM106 58V59H105ZM112 58H114V60L112 59ZM119 58V59H118ZM133 58H134V60H133ZM157 58H158V56H157ZM9 59V60H8ZM20 59V60H19ZM25 59V60H24ZM35 59H36V61H35ZM39 59V60H38ZM50 59V60H49ZM62 59V60H61ZM64 59H65V61H64ZM94 59V60H93ZM28 60V61H27ZM53 60H57V61H53ZM88 60H89V62H88ZM103 60V61H102ZM113 60V61H112ZM116 60V61H115ZM226 60H227V58H226ZM16 61V62H15ZM28 62V63H24V62ZM32 61H33V63H32ZM41 62V64H42V62H43V66L40 64V62ZM51 61L52 62H55V65L56 66H53V65H50L51 64ZM62 61V62H61ZM71 61V62H72ZM134 61V62H133ZM223 61V60H222ZM19 64H18V63ZM45 62V63H44ZM46 62H47V64H46ZM50 62V63H49ZM65 62V63H64ZM119 62V63H118ZM256 62V63H255ZM17 63V64H16ZM37 63H39V65L37 64V66H36V64ZM90 65H89V64ZM105 63V64H104ZM131 63H133V64H131ZM229 63V64H228ZM8 64V65H7ZM10 64H11V66H10ZM24 64V65H23ZM44 64H45V67H44ZM49 64V65H48ZM82 64V65H81ZM92 64V65H91ZM99 64H101V65H99ZM6 65V66H5ZM25 65H26V67H25ZM28 65V66H27ZM32 65H35L33 68H32ZM94 65V66H93ZM170 73H171V65H172V63L170 62ZM246 65V66H245ZM255 65V66H254ZM60 66V67H59ZM100 66V67H99ZM8 67V68H7ZM31 67V68H30ZM35 67H37V68H35ZM40 67H41V71H40ZM59 67V68H58ZM90 67V68H89ZM256 67H258V69H257V71H256ZM11 68V69H10ZM13 68H15V69H13ZM24 68V69H23ZM25 68H26V70H25ZM44 68V69H43ZM49 68V69H48ZM53 68V69H52ZM58 68V69H57ZM98 68V69H97ZM244 68V69H243ZM246 68H247V70H246ZM255 68V69H254ZM13 69V70H12ZM20 69V70H19ZM35 71L36 69H39V70H36L35 72V74L36 75H34V71ZM42 69L45 71L46 70V72L44 73L43 71H42ZM50 69H52L51 71H50ZM55 69V70H54ZM57 69V70H56ZM99 70V71H97V70ZM10 70V71H9ZM23 70H25V72H22ZM49 70V71H48ZM77 70V71H76ZM127 72H126V71ZM245 70V71H244ZM253 70V71H252ZM5 71H6V73H5ZM14 71V72H13ZM19 71V72H18ZM30 71V72H29ZM92 71V72H91ZM105 71L106 70H104L103 72V74H104V76H106V74H105ZM128 71H129V73H128ZM247 71V72H246ZM9 72V73H8ZM39 72V73H38ZM42 72V74H40ZM48 72V73H47ZM55 72V73H54ZM173 72V71H172ZM11 73V74H10ZM14 73V74H13ZM22 73H24V74H22ZM37 73H38V75H37ZM50 73V74H49ZM58 73V72H57ZM95 73V74H94ZM254 73V74H253ZM264 73V72H263ZM263 73H262V75H263ZM5 74V75H4ZM17 74V75H16ZM30 74H33V75H30ZM40 74V75H39ZM49 74V75H48ZM52 74H55V75H52ZM72 74V75H71ZM100 74V73H99ZM179 74H181V72H179V73H177V75L175 76L174 75V77H172L171 75H170V77H168L167 78V87H168V89L170 88H172V90L173 89H177L178 87H180V85H182V84H184L183 82H185V81H181L182 80V78L180 79V76L181 75H179ZM251 74V75H250ZM26 75V76H25ZM41 75H42V81L44 82V84H43V82L42 81H40V82H38L39 80H41V79H39V77L41 78ZM46 75H48V76H46ZM112 74H110V76H111ZM243 75V76H242ZM12 77V80H10V81H15V80H20L21 81V79H22V77H27V78H25V80L27 79V81L25 82L26 84H24V82H23V80H22V82H21V84L18 82V85L17 84H14V82H9V84H6V83H8V81H7V77ZM20 76V77H19ZM29 76V77H28ZM45 76V77H44ZM63 76H65V77H63ZM90 76H91V78H90ZM94 76V77H93ZM9 77V78H10ZM15 77V78H14ZM46 77H47V79H48V81L46 80ZM55 79H54V78ZM125 77V78H124ZM177 77V78H176ZM241 77V78H240ZM13 78L15 79V80H13ZM93 78V79H92ZM244 80H243V79ZM30 79V80H29ZM32 79H33V81H32ZM35 79H37V80H35ZM50 79V80H49ZM53 79V80H52ZM64 79V80H63ZM105 79V78H104ZM111 79V78H110ZM172 79H173V81H172ZM178 79V80H177ZM247 79V80H246ZM35 80V81H34ZM170 80V81H169ZM180 80V81H179ZM229 80H232L230 83L228 82ZM234 80V81H233ZM252 80H255L254 82H252ZM46 81V82H45ZM51 81V82H50ZM54 82V83H53ZM130 82V81H129ZM174 82H176L177 84H178V86L176 87V86H174L175 84H174ZM182 82V83H181ZM226 82V83H225ZM13 83V84H12ZM29 83V84H28ZM131 83V82H130ZM173 83V84H172ZM24 84V85H23ZM36 85L35 87L33 86V85ZM42 86H44V87H42ZM118 84V83H117ZM127 84H128V81H127ZM168 84H169V86H168ZM31 85V86H30ZM38 85H40L41 86V89H40V87L38 86ZM90 85V86H89ZM92 85H94V86H92ZM101 85V86H100ZM241 85V86H240ZM12 86V87H11ZM95 86H96V88H98L99 90H100V92L98 91V89L96 90V95L97 96H99V97H95V95H93V92H91V91H89V89L90 88H95ZM100 86V87H99ZM109 86V85H108ZM243 86V87H242ZM6 87V88H5ZM21 87V88H20ZM33 87V88H32ZM88 87V88H87ZM103 87L105 88V89H103ZM149 87V86H148ZM147 86H144V88L145 89H143V87L141 86V89L143 90V92H144V94H146V92H145V90L147 89H149ZM241 87H242V89H241ZM5 88V89H4ZM27 88V89H26ZM32 88V89H31ZM36 88L37 89H40V91L42 92V93H40V91H38V90H36ZM66 88V89H65ZM107 88V89H106ZM128 88V89H127ZM14 89V90H13ZM20 91H19V90ZM22 89V90H21ZM87 89V90H86ZM175 89V90H176ZM12 90V91H11ZM105 90H106V92H105ZM109 92H108V91ZM146 90V91H147ZM223 90V91H222ZM241 90V91H240ZM26 91H27V93H26ZM36 93H35V92ZM37 91H38V95H37ZM65 93H64V92ZM3 92V91H2ZM17 92V93H16ZM20 92V93H19ZM105 92V93H104ZM124 92V93H123ZM14 93V94H13ZM30 94V95H27V94ZM31 93H32V95H31ZM34 93V94H33ZM47 93H49V94H47ZM39 94L40 95H43V97H39ZM66 96H65V95ZM101 94V95H100ZM12 95H14V96H12ZM17 95H19V96H17ZM22 95V96H21ZM24 95V96H23ZM34 95H36V96H38L40 99H38L37 97H31V96H34ZM44 95L46 96V97H44ZM62 95H63V97H62ZM88 95H90L89 97H88ZM105 95V96H104ZM119 95V96H118ZM166 95V94H165ZM1 96H2V94L0 95V98H1ZM27 96V97H26ZM48 96V97H47ZM101 96V97H100ZM103 96V97H102ZM110 96V97H109ZM123 96V97H122ZM222 96V97H221ZM12 97H14L13 99H12ZM17 97V98H16ZM22 97V98H21ZM85 97V98H84ZM88 97V98H87ZM94 97V98H93ZM114 97V98H113ZM216 97V96H215ZM228 97L231 99L230 101H229V105L228 104H226V102H225V99L224 98H226V99H228ZM38 100H37V99ZM127 98V99H126ZM16 99V100H15ZM25 99V100H24ZM30 99H33L34 101L32 102ZM45 99H46V101H45ZM94 99V100H93ZM96 99H98V100H96ZM111 99V100H110ZM210 99V98H209ZM222 99V100H221ZM14 100V101H13ZM37 100V101H36ZM115 100V101H114ZM124 100V101H123ZM125 100H126V103H125ZM244 100V101H243ZM19 101V102H18ZM22 101H23V103H22ZM27 101H30V102H27ZM88 101V102H87ZM99 101H100V103H99ZM113 101H114V103H113ZM129 101V102H130ZM211 101V100H210ZM215 101H217V99L215 98ZM214 101V102H215ZM13 102V103H12ZM17 102V103H16ZM40 102V103H39ZM93 102H95L94 104H93ZM96 102H98V103H96ZM107 102V103H106ZM130 102V103H131ZM212 102V101H211ZM237 102V103H236ZM21 103V104H20ZM25 103V104H24ZM27 103H28V106H27ZM32 104V103H34L36 106L34 107V104H32V105H30V104ZM39 103V104H38ZM50 103V104H49ZM64 103V104H63ZM16 104V105H15ZM20 104V105H19ZM22 104H23V106H22ZM63 104V105H62ZM96 104V105H95ZM40 105H42V106H40ZM48 105V106H47ZM58 105V106H57ZM65 105V106H64ZM95 105V106H94ZM15 106V107H14ZM19 106V107H18ZM20 106H21V110H20ZM25 106V107H24ZM33 108H32V107ZM43 106H45V107H43ZM55 106V107H54ZM57 106V107H56ZM59 106H60V108H59ZM96 106H97V108H96ZM109 106H111L110 108H109ZM16 107H18V108H16ZM28 107L29 108H32L31 109V111L33 110L34 112L33 113H35V114H33V118H35V115H36V113H37V111H38V109H41V111H43V112H41L42 113V116H40V112H38V116H39V118L40 119H42V120H40L41 121V123H39V118H37L36 120L38 121V122H36V123H30V121L32 120L31 119V116H29V115H26V112L25 111H27L28 110ZM70 107V108H69ZM107 107V108H106ZM2 107H1V100H0V111L3 109ZM14 108V109H13ZM24 108H27V110L26 109H24ZM35 108H37V109H35ZM45 108V109H44ZM57 108H59V110L57 109ZM109 108V109H108ZM114 108H115V110H114ZM7 109V110H6ZM19 109V110H18ZM81 109V110H80ZM85 109H87V108H85ZM117 109H119V110H117ZM190 109V108H189ZM188 108L187 109H185V111H183L182 110V115L183 116H185L186 114H187V111L189 110ZM16 110V111H15ZM46 110V111H45ZM58 110V111H57ZM88 110V109H87ZM106 110H108V111H106ZM45 111V112H44ZM52 111V112H53ZM94 111H92L91 113H95ZM120 111V112H121ZM129 113H128V112ZM2 112V111H1ZM5 112H6V114H5ZM14 112V113H13ZM20 112H22V114H20ZM25 112V113H24ZM77 112H78V116H77ZM100 112V113H99ZM106 114H105V113ZM110 112V113H109ZM184 112V113H183ZM17 113H18V115H17ZM47 113V114H46ZM117 115H116V114ZM8 114V115H7ZM15 114V115H14ZM25 114V115H24ZM46 116H45V115ZM76 114V115H75ZM101 114V115H100ZM129 114V115H128ZM48 115H49V119H48ZM65 115V116H64ZM119 115V116H118ZM239 115V116H238ZM18 116V117H17ZM37 116V117H38ZM45 116V117H44ZM76 116H77V118H76ZM116 116H117V118H116ZM6 117H7V120H6ZM22 117V118H21ZM27 118V117H29L28 118V120L26 119V120H24L25 118ZM69 117H71L70 118V120H69ZM101 117V118H102ZM113 117V118H112ZM19 118V119H18ZM21 118V119H20ZM54 118H55V121L56 122H54V121H52V120H54ZM58 118H59V120H58ZM62 118V119H61ZM162 119H161V122H160V129H161V126H162V122L163 123H166V121L164 120V116H162L161 117ZM185 118H186V116H185ZM31 119V120H30ZM45 119V120H44ZM57 119V120H56ZM61 119V120H60ZM68 119V120H67ZM112 119V120H111ZM16 120H18V121H16ZM44 120V121H43ZM66 122H65V121ZM71 120H72V122H71ZM127 120V121H126ZM208 120H213V116H211V113H210V116H209V118H208ZM27 121H28V123L30 124V126L32 127L33 125H34V127L36 128H34V127H32L33 129H34V131L30 128V129H26V127H28L27 125H29L28 123H27ZM19 122V123H18ZM25 122V123H24ZM46 122V123H45ZM64 122V123H63ZM67 122H68V124L69 123H72V126L69 124H67ZM221 122V123H220ZM225 122V123H224ZM20 123H22V124H24L23 126H21L20 125ZM38 123V126L36 127V124ZM52 123V124H51ZM58 123V124H57ZM124 123H123V127L125 126L124 125ZM219 123V124H218ZM44 124V125H43ZM57 124V125H56ZM59 124H60V126H59ZM64 124V125H63ZM167 124H168V120H167ZM178 124V123H177ZM13 125V126H12ZM47 125V126H46ZM49 125V126H48ZM55 125V126H54ZM63 125V126H62ZM214 125V126H213ZM219 125V126H218ZM235 125V126H234ZM10 126V127H9ZM18 126H20L21 128L19 129V127ZM54 126V127H53ZM166 126V125H165ZM3 127H5V128H3ZM46 127H48L47 129H46ZM51 127V128H50ZM56 127H60L59 129L58 128H56ZM9 128V129H8ZM16 128H17V130H16ZM54 128V129H53ZM72 128V131L70 130ZM214 128H216V129H214ZM232 128V129H231ZM235 128V129H234ZM4 129H5V131H4ZM25 129V130H24ZM214 129V130H213ZM240 129V130H239ZM29 130V131H28ZM47 130V131H46ZM52 130H54V131H52ZM57 130V131H56ZM59 130V131H58ZM242 130V131H241ZM14 133H13V132ZM22 131V132H21ZM63 132H64V130H62ZM121 132V130H115L114 132H116V133H120ZM29 132H31V133H29ZM49 134H48V133ZM219 132H221L220 134H219ZM237 132V133H236ZM12 133H13V136H12ZM33 133V134H32ZM35 133V134H34ZM56 133H57V135H56ZM62 135H61V134ZM66 133V132H65ZM217 133V134H216ZM18 134H19V137H21V139H19V137H17L18 136ZM23 134V135H22ZM217 136H216V135ZM8 135V136H7ZM37 135V136H36ZM55 135V137L57 136H59L57 139H55V137H52V136H54ZM63 135H64V137H63ZM116 135H117V138H116ZM221 135V136H220ZM242 135V136H241ZM16 136V137H15ZM29 136V137H28ZM61 136V137H60ZM89 136H90V138H89ZM239 136V137H238ZM3 137H4V139H3ZM13 137H15V138H13ZM34 138L35 137V139L34 140H36V142L34 141V140H32L31 138ZM38 137V138H37ZM86 137V138H85ZM102 137V136H101ZM30 138V139H29ZM93 138V139H94ZM116 138V139H115ZM218 138V139H217ZM237 138H239V141L237 140ZM10 139V140H9ZM22 139H24V140H22ZM49 139V140H48ZM61 139V140H60ZM66 139H67V141H66ZM72 141H71V140ZM115 139V140H114ZM222 139V140H221ZM55 140V141H54ZM58 140V141H57ZM70 140V141H69ZM100 140H101V142H100ZM113 140V141H112ZM12 141H14L13 142V144L11 143ZM52 141V142H51ZM79 141V142H78ZM108 141V142H107ZM219 141H223V143L221 142V145H222V147H221V150H219V148H218V145H219ZM233 143H232V142ZM29 142L31 143V144H29ZM40 142H41V140H40ZM50 142V143H49ZM54 142V143H53ZM61 142V143H60ZM66 142V143H65ZM71 142V143H70ZM113 144H112V143ZM238 142V144H236ZM240 142V143H239ZM10 144V145H8V144ZM50 144V146H49V144ZM73 143V144H72ZM80 143V144H79ZM102 145H101V144ZM108 143V144H107ZM110 143V144H109ZM123 143V144H122ZM232 143V145H230ZM29 144V145H28ZM96 146H94V145ZM118 144V145H117ZM236 144V145H235ZM243 144V146H241ZM6 145V146H5ZM37 145H38V143H37ZM56 145V146H55ZM66 145H68V146H66ZM81 145V146H80ZM95 147V149H94V147ZM109 145V146H108ZM124 145V146H123ZM5 146V147H4ZM49 146V147H48ZM71 146H73V149H72V147ZM80 146V147H79ZM105 146V147H104ZM234 146H236V147H234ZM240 146V147H239ZM24 147V148H25ZM52 147V148H51ZM57 147V148H56ZM65 147V148H64ZM71 147V148H70ZM77 147V149H75ZM79 147V148H78ZM84 147H87L88 149H86V148H84ZM125 147V148H124ZM217 147V148H216ZM55 150H54V149ZM64 148V149H63ZM90 148L92 149H94V151H93V149L92 150H90ZM216 148V149H215ZM238 148H239V150H238ZM57 149V150H56ZM62 149H63V151H62ZM70 150L69 152L67 151V150ZM79 149V150H78ZM5 150V151H4ZM27 150H28V148H27ZM66 150V151H65ZM76 150V151H75ZM78 150V151H77ZM87 150V151H86ZM107 150H108V154H107ZM4 151V152H3ZM81 151H83V152H81ZM85 151V152H84ZM88 151L90 152V155H89V153H88ZM100 151V150H99ZM111 151H113L112 153H111ZM27 152V151H26ZM39 152H41V153H39ZM53 152V153H52ZM66 152V153H65ZM79 152V153H78ZM241 152H242V154H241ZM6 153V154H5ZM23 153V152H22ZM22 153L20 154V159H21V157H22V159H24L23 161H24V164L26 163V161H28V162H30V159H31V157H30V159H29V157L26 159V155L25 154H23V156H22ZM37 153H39V154H37ZM43 153H44V155H43ZM54 153H56V154H54ZM64 153H65V155H64ZM70 153L71 154H73L74 156H75V159L73 158L74 156H71L70 155ZM93 153H94V155H93ZM114 153V154H113ZM236 153H237V155H236ZM240 153V154H239ZM8 154H10V156L8 155ZM27 154V153H26ZM37 154V155H36ZM42 154V155H41ZM53 154V155H52ZM59 154V155H58ZM61 154V155H60ZM111 154H113V155H111ZM13 155V156H12ZM38 155H39V157H38ZM46 155V156H45ZM56 155V156H55ZM70 155V156H69ZM78 155H80V156H78ZM111 155V156H110ZM120 155V156H119ZM8 156V157H7ZM54 156V157H53ZM67 156L69 157V158H67ZM76 156H77V158H76ZM83 156V157H82ZM89 156H93V157H95L94 159L93 158H88ZM123 156H124V158H123ZM10 157V158H9ZM11 157H13V158H11ZM63 157H65V158H63ZM82 157V158H81ZM111 157H112V159H111ZM113 157H115V160L113 159ZM216 157V158H215ZM241 157V158H240ZM2 158V159H1ZM67 158V159H66ZM73 158V159H72ZM87 158V159H86ZM107 158V159H106ZM118 160H117V159ZM122 158V159H121ZM240 158V159H239ZM10 161H9V160ZM13 159V160H12ZM21 159V160H22ZM29 159V160H28ZM64 159V160H63ZM82 160V161H77V160ZM90 159V160H89ZM98 159V158H97ZM121 159V160H120ZM242 159V160H241ZM26 160V161H25ZM54 160V161H53ZM69 160V161H68ZM72 160V161H71ZM89 160V161H88ZM113 160H114V164H116V161L117 162H120L119 163V165L121 166V168H120V166H118L117 165V167H116V169H115V171H112V163H113ZM123 160V161H122ZM5 161V162H4ZM14 161L15 162H17V164L19 165H16V163H15V165H14ZM67 161V162H66ZM75 161V162H74ZM92 161V162H91ZM106 161V162H105ZM110 161V162H109ZM167 161V160H166ZM112 162V163H111ZM123 162L125 163V164H123ZM81 163V164H80ZM219 163V162H218ZM239 163V164H238ZM14 166H13V165ZM79 164V165H78ZM104 164H105V166H104ZM107 164H108V166H107ZM65 165V166H64ZM68 167H67V166ZM93 165V164H92ZM122 165H123V167H122ZM248 164H246L245 166H247ZM10 166H12V167H10ZM45 166V165H44ZM244 166V167H245ZM16 167V168H15ZM64 167V168H63ZM82 168H84L83 167V165L81 166ZM119 167V168H118ZM243 167V168H244ZM15 168V169H14ZM111 168V169H110ZM243 168H242V170H243ZM12 169H14L13 171H12ZM16 169H18V170H16ZM58 169V170H57ZM8 170H10V171H8ZM20 170H21V172H20ZM25 170V171H24ZM61 170V171H60ZM67 170V171H68ZM109 170V171H108ZM165 170H167L166 169V166H165ZM56 171H58L57 173H56ZM60 171V172H59ZM107 171V172H106ZM157 171L158 170H156V171H154V173H157ZM114 172V173H113ZM117 172V173H116ZM163 172V171H162ZM160 173V175H161V177L159 178V177H153L152 179L154 180H156V182H157V179L158 180H161L162 179V177H163V173ZM219 173V174H218ZM17 174V173H16ZM62 174H63V176H62ZM108 174H111L110 175V177H109V175ZM114 174V175H113ZM117 174V175H116ZM47 175V176H48ZM60 175H61V177H60ZM80 175V174H79ZM101 175V174H100ZM106 175H107V177H106ZM30 176V175H29ZM32 176V175H31ZM30 176V177H31ZM34 176V175H33ZM32 176V177H33ZM46 176V177H47ZM112 176V177H111ZM115 176V177H114ZM240 176V179H238V177ZM64 177V178H63ZM114 177V178H113ZM47 178H49V176L47 177ZM62 180H61V179ZM100 178V179H99ZM109 178V179H108ZM189 179H191V177H188ZM31 179V178H30ZM30 179H29V181H30ZM57 179V180H56ZM58 179L60 180V181H58ZM63 179H65V180H63ZM99 181H98V180ZM116 179V180H115ZM1 181V185H3V183L5 182L4 180H3V177H1V179H0ZM73 180V181H72ZM71 180V182H74V180H75V182H77V184L79 183V181H80V179H77L76 177L75 178H73ZM82 180H84V181H80V187L82 186V187H86V185H88L86 182V180H85V178L84 179H82ZM107 180V181H106ZM110 180V181H109ZM112 180V181H111ZM154 180V181H155ZM192 180V179H191ZM240 180V181H239ZM27 181V180H26ZM165 182V181H164ZM26 183V182H25ZM264 183V182H263ZM262 183V184H263ZM84 184V185H83ZM96 186H95V185ZM111 186L110 188H109V185ZM212 184V185H211ZM236 184H239V187H238V185H236ZM160 185H162V184H160ZM237 186V187H236ZM36 187V186H35ZM214 187V188H213ZM240 188V189H239ZM1 190V189H0ZM42 190H43V188H42ZM242 191L243 193H241L240 194V197H236V194H237V192L236 193H234V195H232V193H233V191ZM116 191V192H115ZM42 192V191H41ZM207 192H206V194H207ZM97 193V195H95ZM258 193H259V190H258ZM98 194H99V196H98ZM101 194V195H100ZM212 194V195H211ZM109 195V196H110ZM95 196V198H93ZM232 196H234L233 197V204L231 203L232 202ZM260 196L261 195H259L258 194V198L257 199H255V203H254V205H253V211L255 210V212L257 213V211H258V208H259V206H260ZM9 197V196H8ZM8 197H5L6 198V200L4 201H2V202H5V203H7V201H8ZM97 197V198H96ZM208 197V198H209ZM246 197V198H245ZM257 197V196H256ZM240 199V200H238L239 201V203H238V201H236L237 199ZM1 199H2V194L0 193V201H1ZM31 199H33L32 197H31ZM93 199V200H92ZM95 199V200H94ZM90 200H92V201H90ZM210 200H211V203H212V208H211V203H210ZM235 200V201H234ZM244 200V201H243ZM95 201V202H94ZM258 202V203H257ZM213 204H214V206H213ZM236 204H237V206L239 205V207H237L236 206ZM240 204H241V207H240ZM110 205V204H109ZM47 205H45L44 206V211H45V214H46V210H47V207H46ZM207 207V206H206ZM256 207V208H255ZM258 207V208H257ZM235 209H236V212H235ZM213 210V211H212ZM215 211V212H214ZM214 212V213H213ZM239 212V213H238ZM240 212H242V213H240ZM254 212V213H255ZM230 213V214H229ZM225 216V217H224ZM242 219H241V218ZM264 219V218H263ZM206 222V221H205ZM206 225V223H204V228H203V230H202V233L204 232V234H202L201 233V240H199L200 242V245L202 244V243H205V241H204V238H206V234H205V226ZM224 232H226L225 234H224ZM171 233H172V231H171ZM170 233V234H171ZM226 234H228V237H227V235ZM56 236L57 235H53L52 237H53V240H55L56 239ZM235 240V239H234ZM201 241H204V242H201ZM212 241H213V243H212ZM218 241V242H217ZM244 241H245V239H244ZM175 242V241H174ZM4 243V242H3ZM217 243V244H216ZM210 244L213 246L212 248H210L209 246H210ZM241 244V243H240ZM169 243H166V244H163V248H164V250L166 251V257H167V260L169 259V257L170 256H174L176 253H177V251H176V247H175V249L173 248L172 250L171 249H169ZM166 248V249H165ZM170 250V251H169ZM169 251V252H168ZM239 251L240 250H238V252H237V254H238V256H240V253H239ZM262 252V253H261ZM260 252V256H259V259L261 258L262 259V261H261V263L262 264H264V246H263V250ZM204 253V252H203ZM233 253H236V250H234L233 251ZM197 254V253H196ZM199 254H200V256H199ZM205 254V253H204ZM207 254H208V256H209V253L207 252ZM168 255V256H167ZM204 258H206V255H202L201 253H198V260H200L199 262H201V261H203L204 262V259H203V257ZM210 257V256H209ZM95 258V257H94ZM229 258H230V256H229ZM207 261H209V258H208V260ZM168 264H169V261L167 262ZM166 263V264H167ZM260 263V264H261ZM0 264H2V263H0ZM201 264H203L202 262H201Z\"/></svg>",
  "mask_w": 264,
  "mask_h": 264
}]
</instances>
